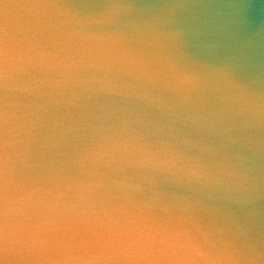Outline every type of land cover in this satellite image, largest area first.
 Segmentation results:
<instances>
[{
    "label": "water",
    "instance_id": "95a60500",
    "mask_svg": "<svg viewBox=\"0 0 264 264\" xmlns=\"http://www.w3.org/2000/svg\"><path fill=\"white\" fill-rule=\"evenodd\" d=\"M53 244L264 264V0H0V264Z\"/></svg>",
    "mask_w": 264,
    "mask_h": 264
},
{
    "label": "bare ground",
    "instance_id": "6f19581e",
    "mask_svg": "<svg viewBox=\"0 0 264 264\" xmlns=\"http://www.w3.org/2000/svg\"><path fill=\"white\" fill-rule=\"evenodd\" d=\"M160 16V15H159ZM161 17V16H160ZM162 20V19H161ZM149 30V27L147 26L146 27V29H145V33L147 32ZM200 57H201V54L199 55ZM205 59H207V57L205 58ZM204 59V60H205ZM231 192V191H230ZM260 200V199H259ZM170 202L174 205V206H177V205H185V204H187V203H185V201H183V200H180V199H176V201L174 202L173 201V199H171L170 200ZM228 202H231V201H229L228 200ZM228 205H230V203H228ZM233 205H235V203H231V206H229V212L230 213H227V211L225 210V209H222V212L224 213V214H226L227 216L228 215H231V216H233V217H235V215H233L232 214V212H231V210L234 208V206ZM214 206V208H216L217 207V204H214L213 205ZM208 210H210V209H208ZM235 210V209H234ZM30 232V231H29ZM13 233V232H12ZM30 233H27L26 235H25V238H23L21 241L23 242V243H25V244H28V245H30V246H33V245H35L36 244V242H34V241H32V239L30 238V235H29ZM32 234H35V232H32ZM13 236H17V234L14 232L13 234H11L10 236H4L5 237V239H11V240H16L17 238H14L13 239ZM63 242H65V245L67 246V247H69L70 246V241L69 240H67L66 238H63V239H61ZM20 241V242H21ZM45 243H47V242H45ZM53 243V242H52ZM57 245L58 244H53V247L51 248V251L50 252H47V251H39V255L41 256V258H42V261L44 262L45 261V263L44 264H70L69 263V260L66 262V260L68 259V255H67V252L65 251V250H67V247H66V249H64L63 251H59V249L57 248L56 249V247H57ZM65 247V246H64ZM53 252H56V253H58V252H60L61 254H63V255H61L62 257H63V259H61V260H58V261H54V262H51V255L50 254H52ZM33 258H35V257H33ZM30 260V259H29ZM34 262H36V261H34Z\"/></svg>",
    "mask_w": 264,
    "mask_h": 264
}]
</instances>
